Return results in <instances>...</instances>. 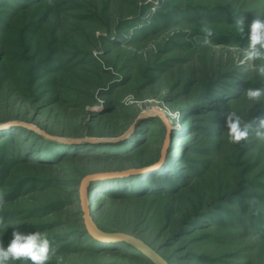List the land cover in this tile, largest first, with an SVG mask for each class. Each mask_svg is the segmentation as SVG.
<instances>
[{
  "label": "rangeland",
  "instance_id": "1",
  "mask_svg": "<svg viewBox=\"0 0 264 264\" xmlns=\"http://www.w3.org/2000/svg\"><path fill=\"white\" fill-rule=\"evenodd\" d=\"M256 16L264 0H0L4 246L13 230L48 225V264H150L125 245L85 239L79 188L83 175L156 165L170 133L160 169L95 186L96 225L142 240L168 264H264V101L243 94L261 84L243 51ZM202 20L215 32L210 48L199 43ZM229 111L252 124L240 144L229 142ZM133 127L118 150L125 141L110 140ZM6 135L15 144L4 161ZM36 137L43 153L32 157ZM42 203L58 211L29 217Z\"/></svg>",
  "mask_w": 264,
  "mask_h": 264
},
{
  "label": "clouds",
  "instance_id": "2",
  "mask_svg": "<svg viewBox=\"0 0 264 264\" xmlns=\"http://www.w3.org/2000/svg\"><path fill=\"white\" fill-rule=\"evenodd\" d=\"M233 26L238 33H244L243 18H236ZM200 32L202 33L199 39L200 46L202 48L212 47L215 32L208 21L200 22ZM243 51L246 61L258 62L255 63V68L261 80L260 86L247 87L243 94L247 100L259 104L264 101V18L256 16L252 20L249 25L248 44ZM124 102H128L127 98ZM256 121L258 125L256 136L259 140H264V117H258ZM225 126L229 142L240 144L248 138L252 124L245 122L235 111H229L226 114ZM5 202V193L0 191V207ZM258 238L259 234L252 237L254 240ZM55 255L56 249L46 232L35 231L25 234L13 230L12 238L6 247L0 240V264H10L13 261H21L24 264H29V262L30 264H48ZM57 264H63L62 257H57Z\"/></svg>",
  "mask_w": 264,
  "mask_h": 264
},
{
  "label": "water",
  "instance_id": "3",
  "mask_svg": "<svg viewBox=\"0 0 264 264\" xmlns=\"http://www.w3.org/2000/svg\"><path fill=\"white\" fill-rule=\"evenodd\" d=\"M135 128H131L123 137L118 140H110V142H123L127 140ZM170 132V131H169ZM91 141V140H90ZM64 144H71L68 140H62ZM170 143V133L167 136L164 149L161 153V160L154 166L143 170H129L127 172L120 173H99L87 175L80 183L79 196L81 204V214L83 215L84 225L88 236L95 242L106 245H126L134 249L140 255L145 257L152 264H168L155 250L146 245L142 240L128 234L105 232L101 230L92 217V202L91 192L93 191L92 185L97 182L126 179L133 176L143 175L153 170L160 169L165 162L168 146Z\"/></svg>",
  "mask_w": 264,
  "mask_h": 264
},
{
  "label": "trees",
  "instance_id": "4",
  "mask_svg": "<svg viewBox=\"0 0 264 264\" xmlns=\"http://www.w3.org/2000/svg\"><path fill=\"white\" fill-rule=\"evenodd\" d=\"M152 125H156V124H152ZM27 134H25V133H23V134H18V137L20 138V139H23V140H25L26 138H27ZM12 136H8V135H6V138H5V140H3V143L6 145V149L5 150H7V152H5V153H3V158H4V161H6L7 159H10V157H12V155L11 154H13V145L15 144V140L13 139V138H11ZM29 138V137H28ZM30 139V138H29ZM36 140H37V142H36ZM39 141H41V139L40 138H38V137H36V138H34L33 140H32V142H34V144L30 147V149L32 148V150H34L33 152L35 153V151H37V149L39 150L36 154H34L32 157H38V155L40 154V153H43V152H41L40 151V147H43V144L41 143V142H39ZM36 143V144H35ZM126 141L125 142H123L122 144H121V146H119L118 147V150H125V145H126ZM34 146V147H33ZM107 150H105V151H109V149H111V148H106ZM113 150V149H112ZM115 151V150H114ZM117 151V150H116ZM39 157H41V156H39ZM37 159H39V158H37ZM48 160H50V158L48 159ZM40 161H45V158L44 159H42V160H40ZM139 177H143V176H133L132 178H139ZM82 178H85V175H83L82 176ZM131 178V177H130ZM130 178H126V179H130ZM83 180V179H82ZM117 181L118 180H121V179H116ZM36 181H37V183H41L42 181L40 180V179H36ZM122 181V180H121ZM120 182V181H119ZM71 183H73V185H78L76 182H71ZM68 184H69V182H68ZM97 184H99V182H97V183H94L93 185H92V187L93 188H95V186L97 185ZM94 191V190H93ZM92 193V192H91ZM53 206V204H47V203H42V205L41 206H35L36 208H29V213H30V215H28L29 217H44L45 215H52V214H54V213H56L58 210L56 209V208H53L52 207ZM40 207V208H39ZM37 229H39V228H34L32 231H37ZM50 228H49V226L48 225H45V226H41L40 227V230L39 231H41V232H46V231H48ZM84 232H85V230H84ZM76 236H77V233H79V232H73ZM86 233V232H85ZM86 235H87V233H86ZM87 238H85V239H87V240H89V241H94L93 239H89L88 237V235L86 236ZM94 243L95 244H98L97 242H95L94 241ZM114 245V244H113ZM108 246H110V247H112L111 245H108ZM125 247L126 248H129V249H131V250H133V251H135L134 249H132V248H130L129 246H126L125 245ZM116 251H118L119 252V250H116ZM138 253V252H137ZM150 264H152L151 262H149Z\"/></svg>",
  "mask_w": 264,
  "mask_h": 264
}]
</instances>
